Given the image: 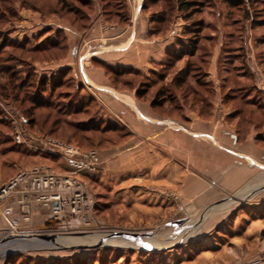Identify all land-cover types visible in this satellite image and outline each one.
I'll use <instances>...</instances> for the list:
<instances>
[{
  "label": "rangeland",
  "instance_id": "rangeland-1",
  "mask_svg": "<svg viewBox=\"0 0 264 264\" xmlns=\"http://www.w3.org/2000/svg\"><path fill=\"white\" fill-rule=\"evenodd\" d=\"M186 1L192 6L182 5ZM131 18L138 32L144 23L140 38L175 45L148 74L134 69L118 77L110 74L121 93L140 87L146 90L145 100L156 98L161 105L157 108L167 114L178 116L188 109L205 118L212 115L216 91L217 120L227 123L221 125L241 136L248 123L261 132L264 113L246 105L263 108L264 99L244 85L248 66L242 47L250 36L248 26L264 27V0H128V4L125 0H0V181L36 165L55 172L67 167L57 155L41 151L36 138L97 149L104 162L103 150L122 142L127 129L121 126L122 117L101 111L103 99L98 97L101 106L95 103L91 92L77 83L69 63L74 61V48L80 66L75 65L76 75L86 78L83 67L95 52L91 46L95 38L112 39L111 31L128 27ZM190 45L195 48L189 49ZM214 53L219 72L214 71L215 64L210 69ZM251 65L261 74L263 67L255 57ZM208 71L214 77L218 73L221 94L208 81ZM221 103L231 111L228 117H223ZM17 135L26 142L18 143ZM101 173L87 179L95 197L88 226L53 224L50 230L42 223L32 230L31 238L4 234L0 264H264V246H260L264 236L258 241L246 239L260 202L244 201L238 195L243 189L221 191L218 198L228 200L217 204V198L193 213L165 190L173 206L158 208L151 202L146 213L124 202L126 197L119 196L113 184L102 182ZM139 195L143 202L148 199L142 192ZM26 245L35 251L24 250Z\"/></svg>",
  "mask_w": 264,
  "mask_h": 264
},
{
  "label": "crops",
  "instance_id": "crops-1",
  "mask_svg": "<svg viewBox=\"0 0 264 264\" xmlns=\"http://www.w3.org/2000/svg\"><path fill=\"white\" fill-rule=\"evenodd\" d=\"M125 1L128 4V0ZM128 9L130 10L129 5ZM140 25L138 32L135 30L136 23L131 18L128 27L111 31L112 39L95 38V43L91 45L95 52L85 61L88 65L83 67L89 82L87 77H77V52L72 49L74 61L69 64L74 66L72 72L77 83L83 84L84 91L91 92L96 104L99 105L98 97L103 99V107L99 105L101 111L109 110L115 116L122 117L119 119L121 126L127 128L120 144L103 150L105 162L100 174L102 182L109 186L113 184L118 195L126 197L124 202L146 213L152 207L149 206L152 205L151 202L158 208L173 206V198L165 196V190L176 195L181 208L193 213L210 206L221 195V191L238 193L243 189L238 195L244 201L255 199L260 202L257 220H252L246 231V239L258 241L261 235L264 236V188L261 189L264 186V139L261 137L264 136V123L260 125L261 132L255 130L258 127L248 123L247 132L241 130L243 136L238 131L225 127V121L217 120L216 91L211 100L212 115L205 118L188 109L178 116L167 114L163 109L152 107L145 99L138 98L136 88L121 93L107 71V66L114 69H134L148 74L150 69L166 58L168 48L175 45L172 41L140 38L144 36V23ZM246 32L250 36L244 41L243 49L249 74L243 78L244 85L254 86L264 99V27L250 25ZM118 38H121L120 41H116ZM254 57L263 67L261 74L251 65ZM217 59L218 55L214 53L210 69L214 64L217 66ZM215 70L219 72L218 66ZM208 72V81L214 82V88L221 94L218 73L214 77L213 71ZM107 88L114 93L107 94ZM246 107L253 108L257 113H264V107ZM220 110L221 113L226 112L223 117H228L231 112L224 103H221ZM154 190L155 192H151ZM141 192L148 198L144 202L139 195ZM149 195L152 196L151 199ZM218 199L217 204H220L218 202L226 201L228 197ZM15 217H18L16 205L13 216L6 215L4 208H0V237L10 233L11 221ZM42 223L48 229H53L54 223L47 213L34 207L31 222L20 225L23 236L31 238V233L34 232L32 230ZM261 244L264 246V238L260 239V246ZM47 246L51 244L48 243ZM24 250L35 251L32 246H27Z\"/></svg>",
  "mask_w": 264,
  "mask_h": 264
},
{
  "label": "built area",
  "instance_id": "built-area-1",
  "mask_svg": "<svg viewBox=\"0 0 264 264\" xmlns=\"http://www.w3.org/2000/svg\"><path fill=\"white\" fill-rule=\"evenodd\" d=\"M16 140L26 142L21 135ZM36 140L41 151L57 155L67 167L55 172L50 167L36 165L0 181V208L9 216L14 215L15 205L18 209V217L12 219L9 230L15 234L12 238L24 237L20 225L31 222L34 207L44 210L50 221L63 228L88 226L95 209V197L87 179L103 170L100 151L51 137Z\"/></svg>",
  "mask_w": 264,
  "mask_h": 264
},
{
  "label": "trees",
  "instance_id": "trees-1",
  "mask_svg": "<svg viewBox=\"0 0 264 264\" xmlns=\"http://www.w3.org/2000/svg\"><path fill=\"white\" fill-rule=\"evenodd\" d=\"M192 3H190V2H183L182 3V5H184V6H190ZM192 6V5H191ZM182 46H183V44H181ZM190 47L191 48H195V46H192V45H190L189 46V49H190ZM179 48L183 51V48H184V46L183 47H180L179 46ZM243 48V47H242ZM244 58H245V55H244ZM107 68V71L110 73V74H113V76L115 75L116 77H118V74H122L123 73V71H125L126 69H114V68H112V67H106ZM245 69H246V71H244V75H243V77L244 76H248V71H247V68L245 67ZM132 73H133V71H132ZM52 79V78H51ZM114 81H115V79H113ZM244 82V81H243ZM79 86H81V85H79ZM78 86V87H79ZM246 86V85H245ZM249 86V85H248ZM253 90H256V88L254 87V86H250ZM82 90H83V87H80ZM147 95V93H146V90L145 89H142V88H138L137 90H136V96L138 97V98H141V99H145V96ZM159 95V93L157 94V96ZM150 104H151V106L152 107H154V108H156V107H159V106H161L160 105V103H158V101H157V99L155 98V99H153V100H151L150 101ZM248 105V104H247Z\"/></svg>",
  "mask_w": 264,
  "mask_h": 264
},
{
  "label": "water",
  "instance_id": "water-1",
  "mask_svg": "<svg viewBox=\"0 0 264 264\" xmlns=\"http://www.w3.org/2000/svg\"><path fill=\"white\" fill-rule=\"evenodd\" d=\"M262 188H264V186H262L261 189H262ZM202 218H203V217H202ZM202 218H201V219H202ZM199 222H201V221H199Z\"/></svg>",
  "mask_w": 264,
  "mask_h": 264
}]
</instances>
